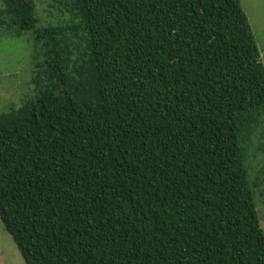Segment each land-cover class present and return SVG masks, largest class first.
<instances>
[{
    "label": "trees",
    "instance_id": "1",
    "mask_svg": "<svg viewBox=\"0 0 264 264\" xmlns=\"http://www.w3.org/2000/svg\"><path fill=\"white\" fill-rule=\"evenodd\" d=\"M48 1L44 25L37 0L0 6V36H33L35 94L0 113V220L25 264H264L241 0Z\"/></svg>",
    "mask_w": 264,
    "mask_h": 264
},
{
    "label": "rangeland",
    "instance_id": "2",
    "mask_svg": "<svg viewBox=\"0 0 264 264\" xmlns=\"http://www.w3.org/2000/svg\"><path fill=\"white\" fill-rule=\"evenodd\" d=\"M50 2L37 0V15L42 25L54 22L53 18L51 19L54 9ZM241 5L248 17L264 65V0H241ZM59 21L60 19H55V23ZM32 38L30 32L21 37L0 36V113L19 109L35 94L36 87L32 83L35 70L32 60ZM259 132L264 134L262 125ZM255 140L254 138V142ZM254 162L255 160L251 159L249 165L254 166ZM254 175L255 172L252 176ZM256 202L261 226L264 228L263 190H256ZM0 264H25L17 245L12 236L4 229L1 220Z\"/></svg>",
    "mask_w": 264,
    "mask_h": 264
}]
</instances>
